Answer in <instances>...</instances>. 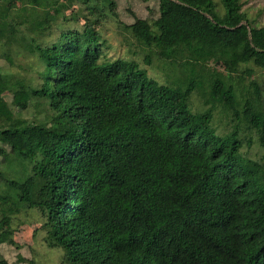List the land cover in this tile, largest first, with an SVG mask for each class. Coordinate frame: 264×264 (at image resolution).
<instances>
[{
    "label": "trees",
    "instance_id": "trees-1",
    "mask_svg": "<svg viewBox=\"0 0 264 264\" xmlns=\"http://www.w3.org/2000/svg\"><path fill=\"white\" fill-rule=\"evenodd\" d=\"M139 1L155 16L127 23L118 0H0V244L38 223L62 264H264V6ZM106 18L161 79L101 58Z\"/></svg>",
    "mask_w": 264,
    "mask_h": 264
},
{
    "label": "rangeland",
    "instance_id": "rangeland-1",
    "mask_svg": "<svg viewBox=\"0 0 264 264\" xmlns=\"http://www.w3.org/2000/svg\"><path fill=\"white\" fill-rule=\"evenodd\" d=\"M244 9L250 18H256L260 9L264 6V0H241ZM68 12V11H67ZM118 18L124 22H131L133 15L145 18H151L156 14V4L154 2H141L139 0H118L117 2ZM260 22L264 21V16L260 17ZM80 24L82 20L79 21ZM103 35L109 42V47L104 48L101 58L104 60L116 59L118 57H129L138 61L140 67L148 71V75L161 79L164 71V64L153 60L150 65L144 64L143 59L138 54H132L128 51V46L121 43L115 22L105 19L101 24H97ZM204 70H213L223 76L228 83H235L236 74H229L225 67L219 61L218 55L211 56L205 64L202 65ZM246 82L254 79L261 87L264 95V72L256 70L251 78H245ZM194 104L198 102L194 99ZM213 126L217 133L222 134L230 130L227 125V119L219 114L214 115ZM242 150L247 152V156L259 159L262 155V149L256 139H253L248 146L243 144ZM38 223L20 224L14 231V240L18 247L0 244V259H4L7 264H62L61 252L56 248H48L42 240V234L37 232Z\"/></svg>",
    "mask_w": 264,
    "mask_h": 264
}]
</instances>
